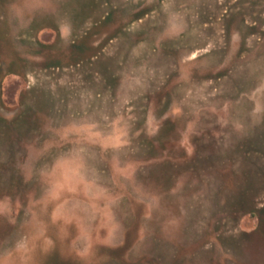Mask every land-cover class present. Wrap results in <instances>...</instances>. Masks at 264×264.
Returning <instances> with one entry per match:
<instances>
[{
    "label": "rangeland",
    "instance_id": "374dc122",
    "mask_svg": "<svg viewBox=\"0 0 264 264\" xmlns=\"http://www.w3.org/2000/svg\"><path fill=\"white\" fill-rule=\"evenodd\" d=\"M261 208L264 0H0V264H264Z\"/></svg>",
    "mask_w": 264,
    "mask_h": 264
},
{
    "label": "trees",
    "instance_id": "16d2710c",
    "mask_svg": "<svg viewBox=\"0 0 264 264\" xmlns=\"http://www.w3.org/2000/svg\"><path fill=\"white\" fill-rule=\"evenodd\" d=\"M247 211H249V212H251L252 214H254L255 212H257L256 210L257 209H255V208H248V209H246ZM259 211L262 213L263 211H264V208H261V209H259Z\"/></svg>",
    "mask_w": 264,
    "mask_h": 264
}]
</instances>
